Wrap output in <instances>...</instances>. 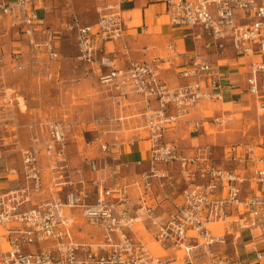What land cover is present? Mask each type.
Segmentation results:
<instances>
[{"label":"built area","instance_id":"1","mask_svg":"<svg viewBox=\"0 0 264 264\" xmlns=\"http://www.w3.org/2000/svg\"><path fill=\"white\" fill-rule=\"evenodd\" d=\"M159 1L170 24L204 38L205 53L183 55L168 43L163 55L118 66L116 51L105 46L123 38L118 0L95 6L92 23H81L70 7L69 21L57 30L45 17L54 0H0V35L18 34L27 50L25 55L0 45V69L41 67L51 80L50 62L62 58L55 42L73 31L75 60L86 76L116 106L138 98L149 144L147 159L136 160L131 171L97 136L101 153L86 158V173L69 163L62 120L45 115L22 123V143L12 118L4 135L8 142L0 140L13 145L18 161L4 171L18 183L0 187V264H264V135L257 142L224 145L220 155L214 144L186 151L177 138H165L184 122L194 133L204 123L223 122L217 115L190 116L234 87L208 55L220 58L227 48L249 58L246 90L264 114V0ZM184 58L179 75L191 80L168 86L160 71ZM9 154L0 151V158ZM229 238L240 250L226 251Z\"/></svg>","mask_w":264,"mask_h":264},{"label":"crops","instance_id":"2","mask_svg":"<svg viewBox=\"0 0 264 264\" xmlns=\"http://www.w3.org/2000/svg\"><path fill=\"white\" fill-rule=\"evenodd\" d=\"M65 0H54V6L48 11V13L55 12ZM75 3L79 0H74ZM94 1V0H93ZM107 1L114 0H95V6L103 4ZM120 2V9L122 16L124 18V33L123 38L119 41L106 42L105 46L109 51L115 52V60L118 66H125L127 64V59L131 60H146L157 55H163L166 52V45L168 43H173L175 48L180 54L188 55L194 51L206 52L203 48V39H195L191 35L187 34L186 27L170 24L165 13V4L159 0H118ZM66 5V4H65ZM76 12V11H75ZM77 14V13H76ZM69 12L67 13V17ZM77 17L81 23H92L94 21L82 20L78 14ZM47 21V20H46ZM67 20L63 21L61 25H58L52 30H57L62 27ZM133 21V22H132ZM131 22V23H128ZM58 27V28H57ZM1 36V35H0ZM3 36V35H2ZM60 39V38H59ZM56 40L55 45L58 49ZM0 45L6 51L7 49L3 40H0ZM122 45L127 47V55H124L122 50ZM20 48L27 54L25 42L20 40L13 44V48ZM213 60H216V65L222 74V79L227 83L234 84V87L229 91L224 93L222 100L218 101H204L200 108L195 110L191 114V119H203L205 120L209 116L217 115L224 118L221 124L217 123H204L202 129L199 133H194L191 129L190 123L180 124L175 131L166 132V139L177 138L185 150L188 151L190 147L194 148L197 145L202 144H214L216 153L220 155L221 147L230 143L238 141H253L249 137L241 138L234 141H225L224 132L228 129L230 124V115L232 114H243L246 111H252L255 109V98L246 90L245 78L247 76L246 64L249 58L243 55L236 54L231 48H227L225 54L220 58H217L213 54H208ZM76 61V60H75ZM187 61L186 58L177 61L171 67L164 68L160 71L161 79L170 87H176L184 84L191 80V78H185L179 75L181 67L184 62ZM51 63V75L53 77L52 63ZM61 63V61H60ZM55 64V63H54ZM2 67L0 69V91L4 89L3 80L6 75H12V73ZM82 75L79 77L78 81L75 82V89L82 83V80L88 79L83 74L84 72L80 69ZM56 75L59 74L55 71ZM76 73V72H73ZM77 75V76H79ZM93 78V77H92ZM81 87V85H80ZM92 94H105L109 106L112 109L110 120L113 121V125L121 126L120 129H114L115 133L108 135L107 139L99 135L102 140L108 141L110 145V155L113 158L119 159L123 163H129V168L131 171L137 169L134 166L136 160L145 161L148 157V141L145 138V132L142 130V118L138 116L137 111L140 103L136 96H130L120 101V104L116 106L113 100L109 97L103 87L93 78V84H91ZM229 105V106H227ZM258 116V111H256ZM261 114V113H259ZM264 133L260 136V138ZM259 138V139H260ZM93 140V139H92ZM116 141L117 146H113ZM80 156L78 164L74 166L82 167L87 173V166L83 164L82 151H77ZM68 160L71 166L73 164L70 160L69 147L67 148ZM4 165L0 167V180H3L6 187L13 186L18 183L17 179L9 176L4 171L5 166L8 164V158L4 159ZM144 165V164H143ZM249 238V237H248ZM227 246L229 248H227ZM233 247L238 248V242H234L229 238L227 243L226 251L232 252ZM231 248V249H230ZM230 249V250H229Z\"/></svg>","mask_w":264,"mask_h":264},{"label":"rangeland","instance_id":"3","mask_svg":"<svg viewBox=\"0 0 264 264\" xmlns=\"http://www.w3.org/2000/svg\"><path fill=\"white\" fill-rule=\"evenodd\" d=\"M94 2L95 0H79L75 3L74 0H65L55 12L48 13L46 20L49 26L55 29L68 19L67 13L71 7L82 20L95 21L97 14ZM39 14L42 13L39 12ZM20 38L21 36L15 33L0 36V40L4 41L7 49H13V44L20 41ZM57 44L62 58L53 61L54 78L51 80L46 79L41 67H36L35 71L29 69L4 77V89L0 91V137L7 135L5 129L10 128L8 123L12 118H16L19 123L18 135L24 143L26 132L21 126L22 123L45 115L54 116L62 120L64 124L71 163L73 166L78 164L80 156L77 155V151H82L85 167L86 158L95 157L101 153L96 141H93L94 138L102 135L107 139L109 134L115 133L114 129H120L121 126L113 125V121L109 119L112 109L106 95L91 93L93 78L87 77L84 67L75 61L77 45L73 31H64ZM80 69L88 79L82 80L81 87L79 85L78 89H75V82L82 76L77 74V72L82 74ZM55 71L59 74L56 75ZM20 98L25 104L24 109L20 108ZM259 113L258 111L257 116L253 109L243 114L230 115V124L224 132L225 141L245 137L258 141L264 133V114ZM6 142H8L7 138ZM12 147L11 143L3 144L0 140V151L10 152L7 157L0 158V167L4 165L6 158H8V164L17 163L18 159ZM4 183L0 180L1 188L6 187Z\"/></svg>","mask_w":264,"mask_h":264},{"label":"bare ground","instance_id":"4","mask_svg":"<svg viewBox=\"0 0 264 264\" xmlns=\"http://www.w3.org/2000/svg\"><path fill=\"white\" fill-rule=\"evenodd\" d=\"M19 105H20V108H21V109H24V108H25V104L22 102L21 98H20V103H19ZM215 226H216V225H215Z\"/></svg>","mask_w":264,"mask_h":264}]
</instances>
